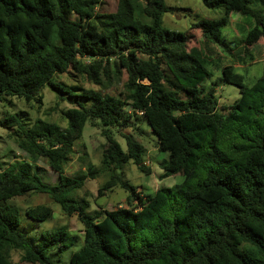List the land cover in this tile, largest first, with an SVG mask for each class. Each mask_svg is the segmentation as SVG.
Instances as JSON below:
<instances>
[{"label":"trees","instance_id":"obj_1","mask_svg":"<svg viewBox=\"0 0 264 264\" xmlns=\"http://www.w3.org/2000/svg\"><path fill=\"white\" fill-rule=\"evenodd\" d=\"M142 1L137 10L135 0H117L111 11L107 0H0V102L15 97L41 105L49 86L64 94L56 103L72 104L60 110L63 127L31 121L26 111L0 119L28 155L0 161V264H17L13 252L22 262L64 264L65 251L79 243L68 264H264V70L246 85L235 66L254 62L264 44V16L255 7L264 0H203L223 14L200 18L184 32L163 26L165 0ZM232 13L252 21L240 40L222 34ZM224 55L232 62L220 65L217 82L239 89L229 105H219L210 68ZM65 73L122 89L110 94L70 85L60 80ZM136 120L147 123L158 151L167 152L158 178L181 174V182L146 193L123 178L129 162L151 173L144 146L123 132L132 126L142 132ZM87 122L106 139L100 164L88 161L67 176ZM40 159L57 174L56 183L36 172ZM99 174L108 179L97 196L120 186L128 192L126 207L88 211L89 200L76 191ZM34 193L48 195L66 215L76 213L81 234L64 226L35 238L24 234L21 217L39 222L54 214L48 205L22 211L12 202Z\"/></svg>","mask_w":264,"mask_h":264},{"label":"rangeland","instance_id":"obj_2","mask_svg":"<svg viewBox=\"0 0 264 264\" xmlns=\"http://www.w3.org/2000/svg\"><path fill=\"white\" fill-rule=\"evenodd\" d=\"M117 0H107L105 9L115 10ZM136 8L139 10L142 7V0H135ZM165 5L168 11L163 14L162 24L166 29L173 31L184 32L188 30L190 25L196 22L200 18L214 19L218 18L223 14L222 8H209L203 0H165ZM261 10L264 16V4H257L255 6ZM246 21V22H245ZM252 21L244 16L237 13H232L230 17V23L222 28V34L227 39L240 40L243 36L241 29L245 30L249 27L247 24ZM198 38V37H197ZM221 53V51H220ZM225 56V55H224ZM221 57L222 61H217L215 65H210V68L214 72L212 80L217 84L216 93L218 96L219 105H229L233 103L235 99L239 97V89L231 84H220L217 82V76L219 74V67L222 63L232 62V58L229 56ZM237 71L244 75V82L246 85H251L254 81L262 74L264 70V44L261 50L257 52V56L254 62L243 66L235 61ZM73 74V73H71ZM58 79V78H57ZM60 80L67 82L70 85L82 84L86 88L101 89L103 93L117 94L122 89V83L113 85L109 88L102 89L96 86L81 76L70 75L68 73L61 74ZM207 82H211L207 80ZM79 93V92H76ZM42 104L40 105L36 100L26 102L24 99L15 97H9V100L0 102V119L6 112L16 113L19 111H26L27 116L31 121L37 118L54 121L60 124L62 127L66 126V121L61 117L60 110L66 109L72 106L66 100L57 101L58 96L64 94L51 89L49 86H45L41 92ZM131 120H135L132 118ZM138 127L142 130L132 126L124 129L123 132L131 133L138 142H140L145 149L144 164L150 167L151 173L149 175L141 172L137 166L131 162L124 165L122 172L123 178L134 186H137V190H142L146 193H152L159 186H172L175 183L182 181L183 176L181 174L172 175L159 179L158 175L162 171L160 168L161 159H166L167 152H159L156 144V136L151 131L146 122L136 120ZM114 138L120 144L123 150H126V140L120 135V133L114 131ZM106 142L105 137L101 134V131L97 127H93L87 122L83 127L82 138L80 141H76L74 145V152L71 155L70 160L64 168V173L67 176H74L77 172L85 170V165L88 161L93 163L95 166L100 164L101 153ZM27 154L22 151L16 143L8 137L7 129L0 125V161L8 164L14 158H27ZM81 156L84 159H81ZM35 168L37 173L41 176L43 181L46 183L54 184L57 181V174L51 170L46 162L42 159L36 162ZM108 179L107 174H99L97 178H87L83 187L76 191L77 197H86L90 202L88 211L93 209L104 208L112 209L117 206L126 207V197L128 192L120 186H115L111 190L107 191L105 195L97 196V189ZM14 204L19 206L22 211L28 207H32L38 204L48 205L54 211L53 217L46 221L33 222L28 219L20 218V230L32 237H36L40 231L46 229L57 228L64 226L68 231L72 233L81 234L83 225L79 221L77 214L66 215L60 208L59 204L51 200L48 195L44 193H34L22 197H17L12 201ZM80 243L77 246L65 251L64 253V264H68L70 253L74 250L79 249ZM13 260L17 264H32L20 261L18 252H13ZM37 264V263H35Z\"/></svg>","mask_w":264,"mask_h":264}]
</instances>
